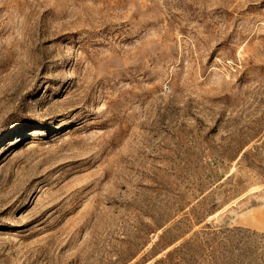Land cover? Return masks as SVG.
I'll return each mask as SVG.
<instances>
[{
  "label": "rangeland",
  "instance_id": "obj_1",
  "mask_svg": "<svg viewBox=\"0 0 264 264\" xmlns=\"http://www.w3.org/2000/svg\"><path fill=\"white\" fill-rule=\"evenodd\" d=\"M0 264H264V0H0Z\"/></svg>",
  "mask_w": 264,
  "mask_h": 264
}]
</instances>
